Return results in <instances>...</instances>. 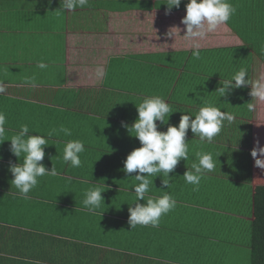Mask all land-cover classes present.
Segmentation results:
<instances>
[{"label":"crops","instance_id":"1","mask_svg":"<svg viewBox=\"0 0 264 264\" xmlns=\"http://www.w3.org/2000/svg\"><path fill=\"white\" fill-rule=\"evenodd\" d=\"M187 2L169 14L166 0H89L74 11L63 10L61 0H0L6 137L22 124L30 135H44L49 145L43 163L57 173L39 178L30 199H23L9 171L18 158L10 140L0 143V264H251L254 198L264 186V170L255 166L251 150L257 140L264 146V102L249 112L251 86L222 97L216 90L241 68L253 81L264 77V61L237 34L233 26L240 24H231L233 18L199 39L196 59L195 41L181 36ZM173 26L181 31L166 37ZM41 60L48 68L36 67ZM34 74L35 88L24 80ZM154 95L176 111L172 125L183 112L194 119L205 101L235 119L211 143L189 129L188 161L170 173L168 188L161 176L150 177L147 194L172 195L175 209L159 227L132 229L129 207L135 206L138 181L122 169L141 145L122 122L132 124L137 105ZM61 126L72 135L47 136ZM70 140L85 145L81 167L63 161ZM196 152L212 153L216 167L193 190L183 175L198 163ZM94 187L105 190V204L90 212L83 200Z\"/></svg>","mask_w":264,"mask_h":264},{"label":"clouds","instance_id":"2","mask_svg":"<svg viewBox=\"0 0 264 264\" xmlns=\"http://www.w3.org/2000/svg\"><path fill=\"white\" fill-rule=\"evenodd\" d=\"M89 0H61V8L65 11H74L83 8ZM182 0H166L167 13H171L173 7L179 8ZM186 15L182 17L181 24L185 26L184 35L195 43L193 44L192 55L200 58L199 39L206 37L209 33H214L222 25L227 24L235 15L237 9L230 0H188ZM178 27H171L164 35L169 38H176ZM180 31L181 29L178 28ZM180 35V32H179ZM264 54V47L260 49ZM38 69L48 68L43 60L36 65ZM97 75L103 76L102 68L97 69ZM246 76L248 79H246ZM25 83L35 88L37 86L36 75L26 76ZM251 86L249 95L252 97L247 102V110L255 112L258 102H264V77L255 81L248 76L247 69L241 68L235 72L231 79L225 80L216 90L219 96L230 95L234 90ZM5 89L0 87V93ZM137 105V104H136ZM138 117L132 124L122 122L128 132L140 142V147L132 150L124 161L123 171L126 175L136 173L135 180L138 181L133 187L135 192V206L129 207L128 223L132 229L139 226L159 227L162 216L175 209L177 201L175 198L165 193L160 197L153 198L147 194L153 180L150 177L161 176L162 185L170 186L171 176L181 160L188 161L189 145L186 139L189 129L201 142L211 143L219 135L225 126L234 122V115L210 103L204 102L198 113L193 116L188 113L181 115L178 126L169 123L173 111L169 103L159 95L148 96L137 105ZM159 122V124H158ZM7 117L0 111V143L10 140V151L18 158L17 163L9 165V171L13 175L11 184L19 191L23 199H30L28 195L39 183V178L47 175H56L53 166L49 170L43 160L45 158V147L49 145L48 139L44 135H30L27 124L20 125L19 131L10 139L6 137ZM167 124V130H160L161 125ZM63 133L71 136V129L61 126L48 131L47 136ZM85 151V145L81 140H70L63 150V161L70 164L72 168L81 167L83 161L80 154ZM198 163L191 165V170H187L183 177L187 184L193 185V190H198L204 174L211 172L216 167V159L212 153H195ZM255 166L264 170V146H260L259 140L251 150ZM22 161V162H21ZM101 187H94L87 190L83 200L84 206L95 212L104 203V192ZM143 200L145 203H140Z\"/></svg>","mask_w":264,"mask_h":264},{"label":"trees","instance_id":"3","mask_svg":"<svg viewBox=\"0 0 264 264\" xmlns=\"http://www.w3.org/2000/svg\"><path fill=\"white\" fill-rule=\"evenodd\" d=\"M237 11L231 24L237 34L250 45L264 61L260 49L264 47V0H230ZM238 18V19H237ZM255 219L252 225L251 264H264V186L256 189L254 198Z\"/></svg>","mask_w":264,"mask_h":264}]
</instances>
